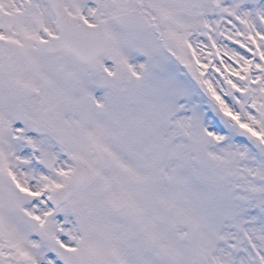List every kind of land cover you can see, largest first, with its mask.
<instances>
[{
	"label": "snow or ice",
	"instance_id": "snow-or-ice-1",
	"mask_svg": "<svg viewBox=\"0 0 264 264\" xmlns=\"http://www.w3.org/2000/svg\"><path fill=\"white\" fill-rule=\"evenodd\" d=\"M0 264H264V0H0Z\"/></svg>",
	"mask_w": 264,
	"mask_h": 264
}]
</instances>
